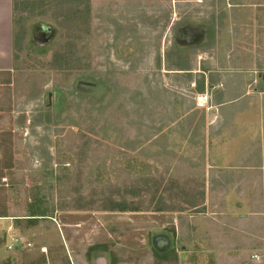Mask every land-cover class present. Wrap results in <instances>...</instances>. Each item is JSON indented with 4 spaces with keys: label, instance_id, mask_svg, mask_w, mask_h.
<instances>
[{
    "label": "rangeland",
    "instance_id": "1",
    "mask_svg": "<svg viewBox=\"0 0 264 264\" xmlns=\"http://www.w3.org/2000/svg\"><path fill=\"white\" fill-rule=\"evenodd\" d=\"M181 1L179 12L189 15L181 13L180 22L200 16L197 0ZM84 4L89 11L76 19L72 10ZM178 4L176 0H16L18 59L10 83L0 85V97L6 99L8 88L10 100L9 105L7 100L0 103V134L9 132L4 145L11 148L10 153L0 151V207L9 215L21 214L10 216L20 226L15 234L24 243L30 241L31 247L23 250V244L9 250L3 244L10 257L21 255L25 264H112V260L264 264L263 239L246 236L250 234L241 239L228 207L220 214L215 211L218 207L180 204L199 192L192 188L193 175L182 171L185 159H165L159 140L145 142L140 121L144 117L135 110L143 103L135 91L146 84L154 57L145 58L140 49L151 51L162 44L163 25L172 22ZM168 34L171 39L173 28ZM33 74L38 81H47L42 93L29 99L27 86L15 88L13 81L21 78L24 83ZM17 105L21 110L26 106L28 111H44L43 126L37 125L39 132L25 141L23 129L14 121ZM41 133L50 143L46 139L48 154L40 148L45 163L42 166L36 159L37 166L29 155L32 146L41 144L37 141ZM7 164L11 167L5 168ZM158 199L177 211H153ZM123 200L143 211L98 208ZM74 205L87 209L75 210ZM28 210H45L52 216L24 219ZM186 232L196 241L187 240ZM237 243L240 247L235 248ZM260 243L263 248L258 249ZM226 244L233 249L222 248ZM165 249L170 252L156 253Z\"/></svg>",
    "mask_w": 264,
    "mask_h": 264
},
{
    "label": "crops",
    "instance_id": "2",
    "mask_svg": "<svg viewBox=\"0 0 264 264\" xmlns=\"http://www.w3.org/2000/svg\"><path fill=\"white\" fill-rule=\"evenodd\" d=\"M176 2L180 6L173 7L174 19L163 25L162 44L151 51L140 49L145 58L154 57L146 84L135 91L143 103L135 110L144 117L140 121L145 142L159 140L165 159H185L182 171L193 175L192 188L199 192L180 204L218 207L220 214L228 211L241 239L250 234L246 236L264 242V0H197L200 16L186 23L179 21L186 12H179L182 1ZM13 52L12 0H0V85L14 75ZM21 108L17 105L14 121L25 141L43 126L44 111ZM41 134L36 137L41 144L32 146L29 157L43 166L40 148L47 153L46 139L50 140ZM13 220L0 218V264H25L24 257H10L2 246L13 235L20 236ZM191 234L186 239L195 242ZM27 247L31 243L21 249ZM227 247L233 249L222 246ZM257 248H263L262 243Z\"/></svg>",
    "mask_w": 264,
    "mask_h": 264
},
{
    "label": "trees",
    "instance_id": "3",
    "mask_svg": "<svg viewBox=\"0 0 264 264\" xmlns=\"http://www.w3.org/2000/svg\"><path fill=\"white\" fill-rule=\"evenodd\" d=\"M12 6H13V50H14L13 55H14V60H15V64H16V59H18L17 58V51H16L15 43H14L15 42L14 41V21H15V13H16V11H15L16 0H12ZM82 6H83L82 8H79V6L77 5V6L74 7L73 10L71 9L72 10L71 14L76 16V19L84 18L85 17V12L87 13L89 11V7L87 5L84 4ZM81 12H82V14H81ZM15 68H16V65H15ZM20 79L21 78L15 79L13 81V84H14L15 88H21L22 86H27V87H25L27 89L26 90V92H27L26 95L28 96L29 99L37 98L42 93L43 86H44L45 82L47 81L45 79H43L42 81H38L37 76H34V74L31 76V78L27 79L24 83L22 81H20ZM4 83L5 84H9L10 83V76H8L7 80ZM13 94L14 95L17 94L16 90L13 92ZM5 95H6L5 98H7V103L9 105L10 100L8 99V88H7V91H6ZM4 101H5L4 97H0V103H3ZM8 133L9 132H3V133L0 134V151H3L4 154H6V152L10 153V149H11L7 145L6 146L4 145L6 143L5 141L7 139H9L8 138L9 137ZM4 167L5 168H9V167H11V165L7 164ZM190 204H193V203H190ZM166 206L167 205H165L164 203H162V201L160 199H158L156 205L152 208V210L155 211V212H163V211L176 212L177 211L175 208H172V207H169V206L166 207ZM190 206H193V208L197 207V205H190ZM90 208H92V207H90ZM98 208H100L99 210H108V211H123V212H125V211H143V209H139L136 206L129 205L127 202H124V200L121 201V202H118V203H113L111 206L102 205V206H100ZM73 209L80 210V209H87V207L74 205ZM45 212H46L45 210H37V211L28 210V213L24 215V217L26 216L24 219L35 221V220H38L39 218L46 217L48 214L45 213ZM3 216L19 217V216H21V214L9 215V214L6 213L4 207H2V208L0 207V217H3ZM48 216H52V215H48ZM19 219L20 218L15 219V220H19ZM169 252L170 251L167 250V249H165L163 251H160V250L156 251V253H158V255H163V254L165 255V254H167ZM111 263L115 264L116 261L112 260Z\"/></svg>",
    "mask_w": 264,
    "mask_h": 264
},
{
    "label": "built area",
    "instance_id": "4",
    "mask_svg": "<svg viewBox=\"0 0 264 264\" xmlns=\"http://www.w3.org/2000/svg\"><path fill=\"white\" fill-rule=\"evenodd\" d=\"M38 162L39 161L36 160V159H33L32 160L33 165L35 164V165L38 166V164H39ZM23 240L24 239L21 236H13V237H11V241L7 245V248L9 250H14L16 247H19L20 245H23V244H25L26 246H30V243L29 242L24 243ZM252 257H254L255 259H258V257H256L255 255H253Z\"/></svg>",
    "mask_w": 264,
    "mask_h": 264
}]
</instances>
